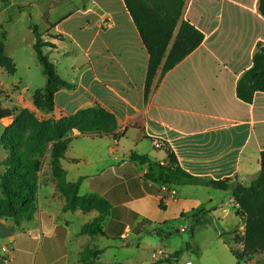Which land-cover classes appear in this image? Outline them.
Listing matches in <instances>:
<instances>
[{
  "label": "crops",
  "instance_id": "1",
  "mask_svg": "<svg viewBox=\"0 0 264 264\" xmlns=\"http://www.w3.org/2000/svg\"><path fill=\"white\" fill-rule=\"evenodd\" d=\"M11 4L20 15L37 12L39 20L27 29L34 35L32 26H38L49 43L45 54L71 85L55 92V111L99 108L114 117L115 127L107 133L73 128L62 160L67 179H81L79 194L98 196L102 209L63 211L66 199L49 178L47 158L33 219L17 226L0 217V264H87L79 260L85 247L102 250L99 264H264V252L243 260L234 253L244 249L245 222L230 190L206 183L164 185L145 177L147 163L132 159L136 153L163 162L166 153L155 145L161 140L194 176L246 185L256 179L264 150V92L248 103L237 96L236 86L264 45L259 0H185L174 37L185 20L203 33V41L166 73L161 67L148 94L149 53L124 0ZM198 207L208 221L192 228L190 212ZM86 214L89 219L74 230L76 217ZM101 215L104 234H80ZM157 229L172 233L162 237ZM184 232L191 235L185 248ZM3 245L12 250L8 261ZM119 247L124 257L101 259ZM159 247L167 257L155 256Z\"/></svg>",
  "mask_w": 264,
  "mask_h": 264
},
{
  "label": "trees",
  "instance_id": "2",
  "mask_svg": "<svg viewBox=\"0 0 264 264\" xmlns=\"http://www.w3.org/2000/svg\"><path fill=\"white\" fill-rule=\"evenodd\" d=\"M128 11L140 32L144 45L149 53L146 74V94L162 67V74L169 71L185 56L198 47L204 35L188 21L182 20L174 37L182 16L185 0H124ZM259 10L264 15V0H259ZM0 30L3 25L0 23ZM35 36L33 48L46 77L45 85L37 88L33 94V103L39 110L54 112L55 92L71 85L57 74L55 65L44 52L49 45L42 37L38 26H32ZM0 67L8 74H15L17 67L14 59L7 53L6 45L0 40ZM257 91L264 92V45L258 46L253 55V64L238 79L237 96L252 102ZM12 118V122L4 125L3 145L9 152L5 161L6 171L0 174V217L12 220L17 226L33 219L38 209L39 188L42 171L49 158L50 176L58 191L65 197L63 211L82 209L87 211L94 207H102L101 200L94 194L80 195L81 179L69 181L62 166L65 157L70 131L75 128L82 133L109 132L115 127L114 117L99 108L83 109L75 114H64L57 120L40 119L36 113L27 108H0V121ZM162 143L166 153L163 162L153 160L147 155L132 154V159L147 163L149 170L145 177L164 185L171 183L197 184L206 183L214 187L230 190L239 205V214L245 222L243 234V251L234 250L239 260L249 258L256 252H264V150L260 154V171L256 179L246 185L240 181L230 183L231 178L212 180L197 177L183 169L169 143ZM168 194L167 190H159ZM102 209V208H101ZM105 212V210H104ZM103 212V213H104ZM206 211L202 207L193 209L190 214L195 226L205 225ZM185 215V214H183ZM105 215L98 216L85 224L80 234H104L101 223ZM157 235L169 236L172 232L156 230ZM102 250L85 247L79 260L87 264L96 263V257ZM179 252L169 255L177 256Z\"/></svg>",
  "mask_w": 264,
  "mask_h": 264
},
{
  "label": "rangeland",
  "instance_id": "3",
  "mask_svg": "<svg viewBox=\"0 0 264 264\" xmlns=\"http://www.w3.org/2000/svg\"><path fill=\"white\" fill-rule=\"evenodd\" d=\"M12 2L13 0H0V23L3 25V30H0V40L3 39L7 53L14 59L17 70L15 74H8L0 67V108H27L34 111L40 119L57 120L64 114L58 111L39 110L34 105L32 98L33 92L44 86L46 82L41 64L32 46L35 40L34 35L27 29L28 23H31L33 19L37 22L39 16L36 11L31 13V17L28 13L18 14V5L11 4ZM11 122V117L3 118L0 121V174L5 173V161L10 156L2 142L4 125ZM154 150L159 151L158 149ZM89 216V214L77 216L73 222V229L79 228L83 220ZM181 235L180 238L184 241L181 245L185 248V240H189L191 235L189 232L181 233ZM83 238L82 240L87 241ZM102 242L106 243V240ZM117 242L121 244L122 240L119 239ZM126 254L123 247L110 248L102 254L101 259L111 262L115 257H124Z\"/></svg>",
  "mask_w": 264,
  "mask_h": 264
},
{
  "label": "built area",
  "instance_id": "4",
  "mask_svg": "<svg viewBox=\"0 0 264 264\" xmlns=\"http://www.w3.org/2000/svg\"><path fill=\"white\" fill-rule=\"evenodd\" d=\"M155 145L156 147H162V143L158 140L155 141ZM184 230V228L182 229ZM1 251L4 253V259L6 261H8L9 259H11V253H12V250L10 247L6 246V245H3L1 247ZM155 256L158 257V258H165L168 256L167 252L165 251V249L163 247H159L156 249L155 251ZM192 262L191 261H187V262H184L183 264H191Z\"/></svg>",
  "mask_w": 264,
  "mask_h": 264
},
{
  "label": "water",
  "instance_id": "5",
  "mask_svg": "<svg viewBox=\"0 0 264 264\" xmlns=\"http://www.w3.org/2000/svg\"><path fill=\"white\" fill-rule=\"evenodd\" d=\"M178 231V230H177Z\"/></svg>",
  "mask_w": 264,
  "mask_h": 264
}]
</instances>
